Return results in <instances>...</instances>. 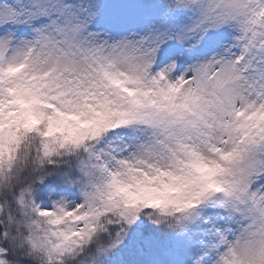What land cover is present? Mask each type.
<instances>
[{
  "label": "snow or ice",
  "instance_id": "snow-or-ice-1",
  "mask_svg": "<svg viewBox=\"0 0 264 264\" xmlns=\"http://www.w3.org/2000/svg\"><path fill=\"white\" fill-rule=\"evenodd\" d=\"M0 264H264V0H0Z\"/></svg>",
  "mask_w": 264,
  "mask_h": 264
}]
</instances>
